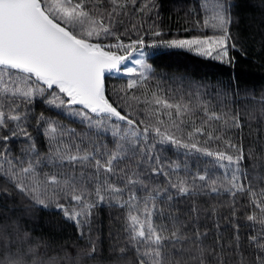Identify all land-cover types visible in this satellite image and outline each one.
I'll use <instances>...</instances> for the list:
<instances>
[{"label": "snow or ice", "instance_id": "1", "mask_svg": "<svg viewBox=\"0 0 264 264\" xmlns=\"http://www.w3.org/2000/svg\"><path fill=\"white\" fill-rule=\"evenodd\" d=\"M235 8L196 0L190 23L211 34L165 40L158 0H0V264H264V138L251 127L264 86L237 88L255 102L244 112L149 88V44L229 64V48L244 51ZM101 204L119 210L107 247L93 235ZM53 207L73 231L37 234Z\"/></svg>", "mask_w": 264, "mask_h": 264}, {"label": "trees", "instance_id": "2", "mask_svg": "<svg viewBox=\"0 0 264 264\" xmlns=\"http://www.w3.org/2000/svg\"><path fill=\"white\" fill-rule=\"evenodd\" d=\"M160 4V19L166 35L163 39H185L193 35L211 34L195 28L190 21L195 19L187 15L189 7L193 6L196 0H158ZM235 15L237 24L233 27L234 35H238L243 43L244 51L240 46L236 49L229 48L230 57H234L232 62L225 63L214 60L210 57L201 56L194 51L183 48L165 47L163 45L152 48L149 44L148 52L150 55L148 63L152 65L150 73L149 88L156 90L157 85L162 95L172 98L174 95H185L189 92L199 91L202 99L210 101L215 105V110L219 111L221 107L239 108L242 112L247 105L249 109L255 102L245 98V93L240 92L234 96L237 88H247L254 91L256 96L261 92V86H264V0H235ZM153 18H155L153 16ZM149 20L147 23H151ZM147 24H145V27ZM187 29V31H186ZM126 83L123 79L110 78L108 86H119ZM227 92V95H218L217 93ZM43 110V105L38 102L35 111L38 114ZM46 115L56 116V112H48ZM201 115L198 113V116ZM64 120L63 117H57ZM65 124L72 127H78L72 124L71 120H64ZM252 129L260 128V136L264 138V124L252 123ZM250 129L247 126L245 117V126L243 128L244 143L247 146L256 139V133L253 131L249 135ZM229 135L239 136L236 131L229 132ZM19 146V141L17 142ZM167 155L172 160H183V153H176L169 150ZM194 159V158H193ZM189 163L195 167L193 160ZM96 218L93 233L98 237L104 247L111 242L109 240V225L114 223V217L118 214V209H110L106 204H101L95 210ZM40 232H53L56 234H66L73 231L66 226L62 213L54 207L38 213L35 220ZM63 226V227H62Z\"/></svg>", "mask_w": 264, "mask_h": 264}]
</instances>
